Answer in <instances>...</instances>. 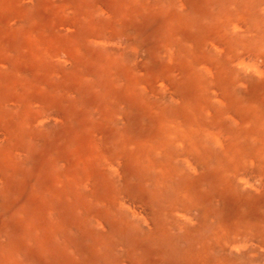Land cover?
<instances>
[{
  "label": "rangeland",
  "instance_id": "374dc122",
  "mask_svg": "<svg viewBox=\"0 0 264 264\" xmlns=\"http://www.w3.org/2000/svg\"><path fill=\"white\" fill-rule=\"evenodd\" d=\"M69 1L55 14L33 1L28 14L59 41L57 60L31 48L23 67L20 36L0 26V264H264V214L245 196L264 192V159L227 190L213 126L191 142L173 125L206 127L205 107L231 131L247 91H262L252 108L264 113V0ZM195 39L196 58L176 55ZM162 140L169 158L154 151ZM252 221L261 232L248 234Z\"/></svg>",
  "mask_w": 264,
  "mask_h": 264
},
{
  "label": "bare ground",
  "instance_id": "6f19581e",
  "mask_svg": "<svg viewBox=\"0 0 264 264\" xmlns=\"http://www.w3.org/2000/svg\"><path fill=\"white\" fill-rule=\"evenodd\" d=\"M33 1H38V0H0V26L2 29L6 30L5 33H13V34H17L20 36L21 38V55H20V63H22L23 67L25 66L26 62H27V55L28 53L30 54V50L31 48H34L37 51L36 56L38 58H43L45 55H50L54 60H57V48H58V40L53 39V38H48L45 39L44 38V26H42V23L40 21H38L35 18L32 19H28V14L31 11V4ZM83 1V0H82ZM97 1V0H96ZM77 2V1H76ZM93 2V1H92ZM115 2V1H114ZM121 2V1H120ZM136 2V1H135ZM50 3V4H49ZM69 3H71V1L69 0H62V3H58V2H52L50 0H43V2H39L38 3V7L37 10L39 11H49L48 13L53 12V14L60 12L62 10H65L68 6ZM80 3V2H79ZM78 4V3H77ZM125 4V3H124ZM127 4V3H126ZM80 5V4H79ZM78 5V6H79ZM82 5V4H81ZM36 6V5H35ZM121 6V5H120ZM128 6V5H127ZM110 7V6H109ZM124 7V6H123ZM131 7V6H130ZM120 8V7H119ZM35 9V8H34ZM130 9V8H129ZM79 10V8H78ZM90 10V9H89ZM124 10V9H123ZM109 11V10H108ZM125 11V10H124ZM36 12V11H35ZM79 12V11H77ZM33 13V12H32ZM31 13V14H32ZM37 13V12H36ZM35 13V14H36ZM110 13V12H109ZM113 13V12H112ZM123 13V12H122ZM30 14V15H31ZM97 14V13H96ZM124 14V13H123ZM37 15V14H36ZM35 15V16H36ZM113 15V14H112ZM33 16V15H32ZM39 18L41 16L38 15ZM30 17V16H29ZM37 17V16H36ZM125 17V16H124ZM128 18V17H127ZM133 18V17H132ZM41 19V18H40ZM43 19V18H42ZM41 19V20H42ZM51 20L54 22L55 18H51ZM123 20V19H122ZM122 20H120L122 22ZM128 21V19H126ZM65 21V20H64ZM67 21V20H66ZM103 21H105L103 19ZM126 21V22H127ZM44 22V21H43ZM46 22V21H45ZM44 22V23H45ZM124 22V21H123ZM122 22V24H123ZM104 23V22H103ZM106 24V22L104 23ZM123 26V25H122ZM69 28H73V23L71 22L69 24ZM129 28V27H128ZM78 30V29H77ZM49 31V30H48ZM122 31V30H121ZM113 32V31H112ZM125 32V31H124ZM130 34V33H128ZM78 35V34H77ZM125 35V34H124ZM79 36V35H78ZM118 36V35H117ZM66 37V36H65ZM73 37V36H72ZM80 37V36H79ZM78 37V38H79ZM113 37V36H112ZM127 37V36H126ZM213 36L210 34L206 39H204L203 43L205 42V46L208 44V46L210 47V44H212L211 46H217V44L214 42H210L208 40H211ZM19 38V37H17ZM62 38V37H60ZM49 40V41H47ZM67 40V39H66ZM81 40V39H80ZM131 40V39H130ZM129 40V41H130ZM15 41V40H14ZM17 42H19L18 40H16ZM15 41V42H16ZM65 41V40H64ZM73 41V40H72ZM200 41V40H199ZM200 41V42H202ZM208 41V42H207ZM14 42V43H15ZM79 42V41H78ZM196 39L193 40V42L191 43V51L189 50H178L176 52V55L178 56L179 54H184L186 57L187 54H189V56H192L196 58V54L198 53V45H197ZM141 43V42H140ZM214 43V44H213ZM8 44V43H6ZM18 44V43H17ZM81 44V43H80ZM172 44V43H171ZM201 44V43H200ZM71 45V44H68ZM67 45V46H68ZM202 45V44H201ZM8 47V46H7ZM147 47V46H146ZM176 47V46H174ZM200 47V46H199ZM208 47V48H209ZM15 48V47H14ZM61 48V47H60ZM218 48V47H217ZM8 49V48H7ZM16 49V48H15ZM64 49V47H63ZM146 49V48H145ZM144 49V50H145ZM181 49V48H180ZM17 50V49H16ZM177 50V49H176ZM83 51V50H82ZM81 51V52H82ZM63 52V51H62ZM186 52V53H185ZM18 53V52H17ZM67 53V51H66ZM140 53V51H139ZM119 54V53H118ZM72 55V54H71ZM81 56V55H80ZM113 56V55H112ZM175 56V55H174ZM254 56V55H253ZM114 57V56H113ZM176 57V56H175ZM233 57V56H232ZM225 58V57H224ZM241 58V57H240ZM9 59V58H8ZM113 59V58H112ZM47 60V58H46ZM182 60V59H181ZM193 59H188L187 62H191ZM8 61V60H7ZM183 61V60H182ZM206 61L208 63H211V59L207 58ZM112 62V61H111ZM199 62V60L197 61ZM64 63V62H63ZM62 63V64H63ZM206 63V62H205ZM215 63L221 64L220 60H217ZM8 64V63H7ZM6 64V65H7ZM12 64V61H11ZM35 64V63H34ZM217 65H214L213 68L218 67ZM55 65V64H54ZM57 65V64H56ZM59 65V64H58ZM213 65V63H212ZM211 65V66H212ZM8 66V65H7ZM70 66V65H69ZM149 66V65H147ZM146 66V67H147ZM179 66V65H177ZM36 68V66H34ZM41 67V66H39ZM58 67V66H56ZM66 67V66H65ZM174 67V66H173ZM210 68V66H208ZM43 68V67H42ZM145 68V67H143ZM149 68V67H148ZM11 69V67H10ZM22 69V68H21ZM25 70V68H23ZM131 69V68H130ZM129 69V70H130ZM187 69V68H186ZM185 69V70H186ZM56 70V69H55ZM139 70V69H138ZM180 70V69H179ZM183 70V69H182ZM188 70V69H187ZM200 70V69H199ZM216 70V69H214ZM3 71V69L1 70V72ZM26 71V70H25ZM64 71V70H63ZM145 71V69H144ZM197 71V70H196ZM211 71V70H210ZM7 72V71H6ZM5 72V73H6ZM82 72V71H81ZM71 73V71H70ZM165 73V72H164ZM170 73V72H169ZM216 73L215 75H217V71L214 72ZM1 74V73H0ZM9 74V73H8ZM26 74V73H25ZM64 74V73H63ZM84 74V73H83ZM189 74V73H188ZM10 76V74H9ZM186 77V76H185ZM206 78V76H205ZM149 79V78H148ZM3 80V79H2ZM21 80V79H20ZM27 80V79H26ZM150 80V79H149ZM183 80V79H182ZM181 80V81H182ZM186 80V79H185ZM132 81V80H131ZM261 81L263 82L264 79H261ZM26 82L24 81V84ZM213 86H216L219 84V77L218 79L216 78H212V82ZM221 83V82H220ZM6 84V83H5ZM257 84V85H256ZM253 83L251 85H253L254 87H256L257 89H261L262 87V83L259 84L257 83ZM131 85V83H130ZM208 85V84H207ZM4 86V85H3ZM179 86V85H178ZM246 86V85H245ZM11 87V86H10ZM209 87V86H208ZM203 89V88H202ZM222 88L220 87V89H217V92L220 96H221V100H222V104H224V106H228L231 103H235V101L233 100V102H231V97L228 95V91H222ZM184 90V89H183ZM212 92V91H211ZM246 92V91H244ZM248 95L249 97H247L245 94L241 96L240 101L237 100V109L233 112V118L236 122V128L229 131L220 127V123L217 124V121H219V118L221 116L220 112H212V110H208L207 108L204 107V111L208 112L207 116L209 117V123L206 125V127H204V125H196L192 127L193 124H191L190 126H186L185 130V126H182L181 123H178V121H174L173 125L175 127H177L174 132V134L178 135L179 140H191V142L193 141V132H198V131H205L208 127L213 126V128H210L213 132H215L216 135H218V138H220L221 141V155L217 158V160H219V166L221 169V173H218V176H221L225 179V186L224 188L229 190L232 189L237 185V183H240L245 181L244 178H242V176L245 175L246 169L252 165L254 163L255 167V176L259 177L260 173L263 172V169L260 168V164L259 161L261 159H264V124H262V118L264 117V113L263 112H254L253 108H252V101L254 100L255 102H257V98H259V100L261 99V90L260 92H258V96L255 98L254 96H252L250 94L249 91ZM204 93V92H203ZM210 93V91H209ZM146 94V93H145ZM212 94V93H210ZM102 95V93H101ZM132 95V93H131ZM135 95V94H134ZM140 95V94H139ZM137 95V96H139ZM188 95V94H187ZM136 96V95H135ZM106 97V96H105ZM104 97V98H105ZM129 97V96H128ZM198 97V96H197ZM200 97V96H199ZM109 98V97H108ZM187 98V97H186ZM263 99V98H262ZM129 101V99H128ZM211 101V100H210ZM126 102V101H125ZM214 102V100L212 101ZM219 102V101H217ZM131 103V102H130ZM181 104L184 105V102H180ZM217 104V103H216ZM68 109V106H66ZM212 107V105L210 106ZM186 108H189L191 111L186 112L187 116H192L193 115V120L197 119L201 114L197 111V109L195 108L193 105L188 104L186 106ZM217 108V107H216ZM61 109V108H60ZM215 110V109H214ZM216 111V110H215ZM225 115V114H224ZM14 116V115H13ZM67 117V116H66ZM17 118V117H16ZM126 120L127 117H125ZM225 118V117H223ZM230 118V117H229ZM232 118V117H231ZM15 119V118H14ZM72 120V119H70ZM134 120V119H132ZM156 119H154L155 121ZM86 121V119H85ZM153 121V120H152ZM153 121V123H154ZM197 121V120H196ZM199 121V120H198ZM225 121V120H224ZM253 122L254 125L251 127L249 124ZM142 124V123H141ZM172 124V122H171ZM201 124V123H200ZM228 124V123H227ZM89 125V124H88ZM157 125V124H156ZM138 127V126H137ZM231 128V127H230ZM136 129V128H135ZM134 129V130H135ZM133 131V130H132ZM211 131V132H212ZM131 132V131H130ZM170 132V131H169ZM115 133V132H114ZM169 134V133H168ZM212 135V134H211ZM211 138V137H210ZM250 138V140H249ZM216 139V138H215ZM178 140V141H179ZM254 142L255 146L251 149H249L250 143ZM74 144V143H73ZM197 144V143H196ZM195 144V145H196ZM167 145V141L165 142L164 140L162 141H158L155 142V147H154V151L158 152L160 151L161 154H163L164 156H166L167 158L170 157V154L165 153V147ZM207 145V144H206ZM216 145V144H215ZM219 145V144H218ZM259 146V147H258ZM142 147V145H141ZM164 147V148H163ZM258 147V148H257ZM203 148V147H202ZM206 148V147H205ZM209 148V147H207ZM256 149V153L254 152V150ZM141 150V148H140ZM158 150V151H157ZM196 150L198 151L199 148L197 147ZM207 150V149H206ZM144 152L146 150H143ZM209 151V150H208ZM140 152V151H139ZM218 152V151H217ZM254 152V153H253ZM146 153V152H145ZM210 153V152H209ZM108 155V154H107ZM110 155V154H109ZM253 155V156H251ZM199 156V155H198ZM197 157V156H196ZM110 158V157H109ZM117 160H119L120 155L116 156ZM200 158V157H199ZM209 158L210 156H206V154L204 153L203 156H201V159L199 161H196V159L194 160V163H198V162H209ZM264 161V160H263ZM119 162V161H118ZM218 163V162H217ZM28 164V163H27ZM206 164V163H205ZM264 166V164H262ZM164 166V165H163ZM260 169H259V168ZM168 168H170V165L168 166ZM168 168L166 167V172L168 170ZM197 170V169H196ZM261 170V171H260ZM171 171V170H169ZM205 171V170H204ZM164 172H162L163 174ZM209 174V173H208ZM164 175V174H163ZM187 175V174H186ZM191 175V174H188ZM187 175V176H188ZM203 175V174H202ZM201 175V176H202ZM210 176V175H209ZM185 177V176H184ZM208 178V176H206ZM205 177V178H206ZM212 177H213V173H212ZM186 178V177H185ZM212 179V178H210ZM254 179V178H253ZM261 179V178H260ZM264 179V178H262ZM163 180H166V178H164ZM210 181V180H208ZM207 181V182H208ZM224 181V180H223ZM222 181V182H223ZM194 182V181H193ZM177 183V182H176ZM204 183V182H203ZM199 184V183H197ZM202 184V182L200 183V185ZM209 185H212L209 184ZM208 185V186H209ZM175 186V185H174ZM179 186V185H178ZM181 186V185H180ZM176 187V186H175ZM194 188V187H193ZM211 189V188H210ZM213 189V188H212ZM197 190H199L197 188ZM204 190V189H203ZM246 190V189H245ZM179 196L180 197H187L189 198L190 196L193 198L194 194L192 193V191L189 188H183L182 190L179 191ZM225 192V191H224ZM243 192V191H242ZM264 192H249L246 191L245 192V196L246 198L250 199L253 201V209H255V207L258 205L259 206V210L264 214V207L261 206V201L264 198ZM198 195V194H197ZM231 195V194H229ZM170 196V195H169ZM203 196V195H202ZM201 196V197H202ZM222 196V195H221ZM227 196V195H226ZM167 197V196H166ZM190 197V198H191ZM164 199V198H163ZM167 199V198H166ZM194 199V198H193ZM200 199V198H199ZM195 201H197L196 199H194ZM201 200V199H200ZM21 201V200H20ZM165 201V200H164ZM221 201V200H220ZM221 203V202H220ZM243 203V202H242ZM233 204V203H232ZM243 206V205H242ZM144 207V206H143ZM139 209V208H138ZM143 209V208H142ZM240 209V208H239ZM243 209V208H242ZM258 210V212H259ZM213 212V211H212ZM192 213V212H191ZM169 215V214H168ZM192 217V216H191ZM178 218V217H177ZM260 218V217H259ZM147 219V218H146ZM194 221V220H192ZM89 223V222H87ZM259 222H255L252 221L251 225L249 227V231L248 234L254 233V232H261V228L258 225L257 227L254 224H257ZM264 223V222H263ZM36 225V224H35ZM83 228V226H81ZM81 229V228H80ZM84 229V228H83ZM203 229V228H202ZM220 229H222L223 232H227V228L224 227L223 224L218 226L217 231H219ZM240 229V227H239ZM204 231V230H203ZM204 233V232H203ZM202 233V234H203ZM36 234V233H35ZM201 234V233H200ZM197 234V235H200ZM201 234V235H202ZM202 237V236H201ZM205 237V236H204ZM258 237V236H257ZM256 239V238H254ZM172 240V239H171ZM13 242V241H12ZM125 242V240H124ZM126 243V242H125ZM13 244V243H11ZM124 246V245H123ZM122 249V248H121ZM124 249V248H123ZM125 250V249H124ZM25 255V254H24ZM26 257V256H25ZM66 258V257H65Z\"/></svg>",
  "mask_w": 264,
  "mask_h": 264
}]
</instances>
